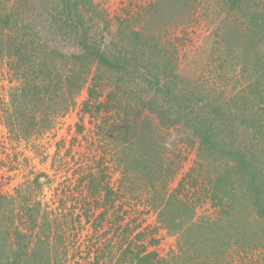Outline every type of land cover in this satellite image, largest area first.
<instances>
[{
    "label": "rangeland",
    "instance_id": "obj_1",
    "mask_svg": "<svg viewBox=\"0 0 264 264\" xmlns=\"http://www.w3.org/2000/svg\"><path fill=\"white\" fill-rule=\"evenodd\" d=\"M262 183L264 0H0L3 264H264Z\"/></svg>",
    "mask_w": 264,
    "mask_h": 264
},
{
    "label": "trees",
    "instance_id": "obj_2",
    "mask_svg": "<svg viewBox=\"0 0 264 264\" xmlns=\"http://www.w3.org/2000/svg\"><path fill=\"white\" fill-rule=\"evenodd\" d=\"M236 2H237V0H231L232 4H234ZM257 17H258V14L253 13L252 19L255 20L256 24H259ZM252 19H251V21L254 22V20H252ZM133 34H134V36H139V32H133ZM81 43L85 47L83 42H81ZM95 55H98V58H99V59L97 58L98 60L101 59V61L103 60V61H106L110 64V61L107 60L106 57L102 53H98V51H96ZM74 57L79 58L76 56H74ZM127 61H129V60H127ZM127 63H130V61ZM122 65H123V67L125 66L124 64H120L121 67H122ZM146 69L147 70H146V72L143 73V76L141 75V77H144L143 80L148 81V83L150 85H155L154 88L156 90L161 91L165 94L166 93L165 86L167 85L168 80L171 79V77L175 74L172 73L171 71H163L162 73H157L155 71L150 70L148 67ZM68 78H69V76H68ZM161 78H163L164 81H167V82H162V84H161V82H160ZM93 93H94V90L90 86L88 88V100L84 103V106L90 108V101H91L92 97L94 96ZM155 103H157V102H155V100H151L148 104V107L150 109H154L156 112L157 111H159L160 113L163 112L164 108L160 107V105H158V107L155 106ZM95 109L97 110V109H99V107H95ZM190 109H193V107H191ZM179 120H180V118L174 119V121H179ZM186 120L189 123V125L191 126L193 133H195L197 135V137L199 139V146H201L202 144L211 145L214 147L218 146L215 144V138L217 137L215 130L217 129V124H215L214 119H211L208 121V119H202V117H200V116H197V117L192 116L190 118H187ZM217 148H216V151L223 153V154H226L224 149L221 150L220 148L219 149H217ZM240 162L243 163V162H245V160L242 158V159H240ZM242 166L245 168H249V169L253 167V172L251 171V174H253V176L255 175V170H256L254 168L255 165L249 164L248 166L247 165H242ZM221 177L222 176H220V178ZM34 182L39 183L38 178H35ZM263 191H264V184L262 183V184H258L255 187L253 192L256 193V195L258 197V195H262L264 193ZM258 204H259V201H256V205H258ZM259 205H261L260 206V208H261L260 212L264 213V203L262 201H260ZM34 206L35 205H33V207ZM29 208H31V207L29 206ZM33 210H34V208H33ZM143 251H145V250H143ZM140 254H138V255H140ZM141 256L144 259L145 264H164V262L157 257V253L155 251L146 252V253L142 254ZM0 264H3V261H0Z\"/></svg>",
    "mask_w": 264,
    "mask_h": 264
}]
</instances>
